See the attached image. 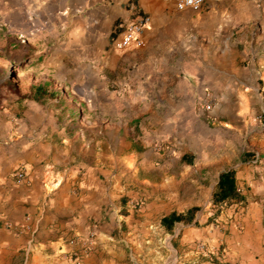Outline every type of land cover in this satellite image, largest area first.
<instances>
[{"label":"crops","instance_id":"crops-1","mask_svg":"<svg viewBox=\"0 0 264 264\" xmlns=\"http://www.w3.org/2000/svg\"><path fill=\"white\" fill-rule=\"evenodd\" d=\"M170 9L162 0H0V69L16 70L19 93L1 113L18 137L0 149V264H72L60 252L80 264H194L198 244L220 251L222 264H264V157L243 161L232 146V132L264 116V36L229 33L222 48L177 55L163 28L200 17ZM137 12L150 21L142 46L115 51L121 23ZM57 90L79 109L67 106L66 123ZM78 117L85 125L73 137ZM231 169L243 201L217 207L212 194ZM193 208L191 223L161 225ZM91 229L83 252L72 240Z\"/></svg>","mask_w":264,"mask_h":264},{"label":"rangeland","instance_id":"rangeland-1","mask_svg":"<svg viewBox=\"0 0 264 264\" xmlns=\"http://www.w3.org/2000/svg\"><path fill=\"white\" fill-rule=\"evenodd\" d=\"M209 5L203 11L189 12L193 15L192 18H195V15L200 17V22L197 26H194L190 21L186 26L172 21L163 28L167 33L165 38L163 37L167 45L165 50L176 52L177 55L193 53L204 48H208L211 51L216 48H222L223 40L229 33L233 34L232 40L245 31H254L257 35L264 36V0H215ZM211 5L216 7L214 8ZM123 8L128 9V5H124ZM169 13L179 14L174 9H170ZM207 16H210L211 18L209 19L212 21H208L206 19ZM189 20H191V16ZM195 29L197 32H195ZM15 76V69L9 71L0 69V149L7 147L8 143H14L18 137L15 133L16 125L13 121L1 116L7 106L15 104V98L19 94L18 86L14 84ZM25 90L27 91L26 88ZM56 94L60 96V98H56V101H59V107L63 108L60 111L66 123L69 120V108L67 106L72 105L75 111L78 112L79 109L73 103H69L67 98H65L66 94L60 93V90H57ZM49 107L47 109H50ZM80 112L83 113L81 110ZM250 123L252 124H249L247 133L232 132V138L237 139V142H232V146L243 150L240 155L243 161L253 160L256 153H258V156L264 157V130H260L262 125H264V116L260 115L258 119H253ZM84 125V117L73 119L72 136L78 135L79 130H82ZM213 125H218V121L214 122ZM254 125H256L257 129L251 132L250 130L255 128ZM167 246L169 252L174 255L175 247L169 244ZM198 257L196 259L200 262L201 256Z\"/></svg>","mask_w":264,"mask_h":264},{"label":"built area","instance_id":"built-area-1","mask_svg":"<svg viewBox=\"0 0 264 264\" xmlns=\"http://www.w3.org/2000/svg\"><path fill=\"white\" fill-rule=\"evenodd\" d=\"M165 3H169L173 5V8L177 12L182 11H192V12H200L205 7H207L210 3L215 0H162ZM133 11V9H132ZM149 17L141 12H137L134 15H130V17L121 23L120 31L117 34V37L113 43V49L115 51H123L130 47L131 45L136 47L142 46V32L149 24ZM20 43H24L22 39L19 40ZM214 101L210 96H206L204 100V108L206 111H209L213 106ZM208 120L211 122L214 120L212 117ZM215 122V121H214ZM15 178L17 181H22L24 179V173L18 172L15 174ZM142 206L141 202L135 203L134 208L140 209ZM96 239V233L94 229H91L84 236H75L72 241H78V243L82 247L83 252H87L90 250L93 242ZM220 251L216 250L215 252H209L205 245L198 244L194 249V254L196 256H201V261H196L194 264H222V256L219 254ZM224 255V252H222ZM59 256L64 261H70L72 264H80L79 257L74 253L60 252ZM198 257V258H199ZM221 260V262H220Z\"/></svg>","mask_w":264,"mask_h":264},{"label":"trees","instance_id":"trees-1","mask_svg":"<svg viewBox=\"0 0 264 264\" xmlns=\"http://www.w3.org/2000/svg\"><path fill=\"white\" fill-rule=\"evenodd\" d=\"M41 94L42 91L40 92ZM235 171L228 170L219 176L215 190L212 194V204L219 207L223 204L231 205L233 203L242 202L243 198L237 190L235 184ZM197 209L193 208L183 214L171 213L161 219V225L169 232L177 223H191L194 220Z\"/></svg>","mask_w":264,"mask_h":264}]
</instances>
